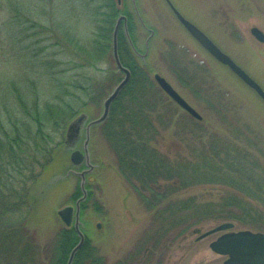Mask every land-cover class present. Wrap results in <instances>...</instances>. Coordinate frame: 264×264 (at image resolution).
Returning a JSON list of instances; mask_svg holds the SVG:
<instances>
[{"label": "rangeland", "instance_id": "rangeland-1", "mask_svg": "<svg viewBox=\"0 0 264 264\" xmlns=\"http://www.w3.org/2000/svg\"><path fill=\"white\" fill-rule=\"evenodd\" d=\"M121 1L123 6H116L118 9L123 8L132 14L137 12L140 16L128 17L127 21L130 54L136 67L146 68L152 80L155 73L165 78L202 117L198 122L191 120L161 92L158 96L175 113V120L167 130L160 127L155 147L173 157L178 150L186 152L189 150L187 146L196 145L192 135L207 140L211 133L221 139L229 138L237 147L249 148L253 154L257 152L248 145L249 141L256 142L264 151V101L203 49L163 0H136V11L130 0ZM170 1L185 19L200 29L264 90V42L250 33V29L256 27L264 34V0ZM104 2L0 0V94L3 100L7 97L13 99V95L7 92V82H14V93L18 89L22 95L27 94L23 90H30L27 87L29 82L36 81L34 64L41 62L37 58L45 55L47 59L56 57L67 62L72 58L69 53L76 50L72 42L89 45L90 39L98 32L100 19L104 17L102 13L107 11L102 7ZM112 2L116 4L117 0ZM55 41H60L63 49L55 46ZM61 50L66 52L60 54L58 51ZM93 69L94 79L103 85L109 84L107 73L116 72L113 59L109 57ZM122 76L118 72L115 80L118 82ZM116 84L106 89L99 104L85 107L82 112L85 120L78 124V141L64 143V148L55 155L33 188L32 196L37 200L35 210L42 219L37 226L39 241L45 242L63 226L57 211L67 205L74 206L72 196L77 189L80 190L81 184L79 173L86 169L89 171L84 187L86 197L89 192V200L80 215V223L91 244L108 263L127 258L129 264H135L147 248L152 254L149 264H221L226 256L211 251L209 243L222 232L198 237L224 221L209 220L190 228L183 225L184 229L178 228L167 241L149 238L155 230L151 212L119 174L112 149L102 136L101 123L86 130L87 123L101 115L102 102ZM14 99L20 97L14 94ZM180 132L181 136L184 134L189 138L188 145L179 141L177 133ZM72 149H86L91 167L85 162L80 166L73 165L69 160ZM257 155L262 158L260 153ZM170 183L159 181L152 187L161 190L168 185L167 189H170ZM212 188L215 187L202 185L173 193L169 190L167 199L185 202L196 195L202 201L214 200L216 196L207 193L211 194ZM214 193L216 195V190ZM166 206L163 203L162 207ZM238 230L257 231L235 225L229 231Z\"/></svg>", "mask_w": 264, "mask_h": 264}, {"label": "trees", "instance_id": "trees-1", "mask_svg": "<svg viewBox=\"0 0 264 264\" xmlns=\"http://www.w3.org/2000/svg\"><path fill=\"white\" fill-rule=\"evenodd\" d=\"M114 4L111 2L110 7L109 0H105L102 7L107 11L102 13L98 32L89 45L72 42L76 50L67 52L72 54L69 61L43 55L37 58L41 62L34 64L36 81L29 82L30 90H23L27 94L22 95L18 89L14 93V82L6 83L7 92L19 100H3L0 94V264H66L79 240L73 226L63 225L48 240L39 241L37 226L42 219L35 210L37 200L32 191L64 148L70 122L87 105L99 104L106 89L117 83L118 72L107 73V85L98 84L91 74L103 59H113L112 32L115 16L120 13ZM117 39L119 59L131 76L111 104L101 130L116 158L119 174L151 212L155 230L149 238L167 241L183 225L190 228L209 220L264 232V151L249 141L248 145L262 155L260 159L249 148L241 149L229 138L210 133L207 140L192 135L196 145L187 146L186 152L178 150L173 157L161 153L155 147L158 130H167L175 113L159 97L162 91L146 68L136 67L123 30H119ZM54 43L61 46L60 41ZM177 136L187 144L189 138L181 136V132ZM159 181L171 182L170 189L168 185L154 189L152 186ZM202 185L215 187L211 194L207 192L208 196H216L214 200L202 201L196 195L185 202L167 199L169 190L173 193ZM80 195L77 189L72 196L74 202ZM88 200L89 192L80 204V215ZM163 203L167 206L162 207ZM80 230L84 243L71 264H129L127 258L108 263L91 244L81 224ZM151 255L145 248L135 264H149Z\"/></svg>", "mask_w": 264, "mask_h": 264}, {"label": "water", "instance_id": "water-1", "mask_svg": "<svg viewBox=\"0 0 264 264\" xmlns=\"http://www.w3.org/2000/svg\"><path fill=\"white\" fill-rule=\"evenodd\" d=\"M170 8L176 16V19L184 27V29L199 43V45L205 49L216 61L228 67V69L235 74L245 85L251 88L263 101H264V90L261 86L252 79L240 66H238L228 55L223 53L200 29L194 24L185 19L168 1ZM125 17H119L116 21L113 38H112V54L113 59L118 71L124 74L123 78L114 87L111 93L103 101V109L101 115L87 123L86 130L92 126L99 124L105 120L108 115L110 105L117 98L120 91L127 84L130 79V71L123 67L120 63L117 54V31L120 21ZM250 33L260 42H264V34L256 27L250 29ZM153 79L158 87L181 109L188 113L192 118L196 120H202L199 113L196 112L174 89L173 87L159 74L155 73ZM85 116L83 114L78 115L67 127L65 135V144H73L79 138L78 124L84 122ZM88 136H86L87 142ZM70 161L73 165H79L83 161L85 164L91 167L88 163L89 157L88 152L84 149L82 152L74 150L70 154ZM89 170H83L79 173L81 177V197L78 198L72 206H65L58 210L57 214L60 220L65 226L73 227L79 237L77 244L71 250L67 263L71 264L77 250L84 243V235L79 229V213L80 203L86 198V190L84 187V176ZM99 226V225H97ZM233 223L224 222L218 226L202 233L198 238H203L209 234L215 232H222L215 240L209 243V248L216 254L226 256V259L221 264H264V233L259 231L250 230H238L229 231L233 228Z\"/></svg>", "mask_w": 264, "mask_h": 264}, {"label": "flooded vegetation", "instance_id": "flooded-vegetation-1", "mask_svg": "<svg viewBox=\"0 0 264 264\" xmlns=\"http://www.w3.org/2000/svg\"><path fill=\"white\" fill-rule=\"evenodd\" d=\"M135 1H136V0H130V4L132 5L134 11H136ZM168 1H170V0H163V2H164L166 5L169 6ZM111 2H112V0H109L110 7H111ZM170 2H171V1H170ZM116 6H123L122 1H121V0H117V3L114 4V7H115L116 9H118ZM118 10H119L120 13H118L115 17H126V19H128V17H140V16L138 15L137 12H135L134 14H132V13H129L128 11L124 10L123 8H122V9H118ZM173 15H174V14H173ZM123 21H124V20H123ZM126 21H127V20H126ZM126 23H127V22H126Z\"/></svg>", "mask_w": 264, "mask_h": 264}]
</instances>
